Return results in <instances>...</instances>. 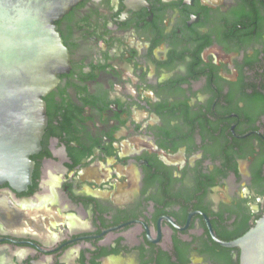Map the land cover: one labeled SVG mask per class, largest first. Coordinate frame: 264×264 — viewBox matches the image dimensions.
<instances>
[{
    "label": "flooded vegetation",
    "instance_id": "af4514ba",
    "mask_svg": "<svg viewBox=\"0 0 264 264\" xmlns=\"http://www.w3.org/2000/svg\"><path fill=\"white\" fill-rule=\"evenodd\" d=\"M0 264H239L264 214V0H82Z\"/></svg>",
    "mask_w": 264,
    "mask_h": 264
},
{
    "label": "water",
    "instance_id": "95a60500",
    "mask_svg": "<svg viewBox=\"0 0 264 264\" xmlns=\"http://www.w3.org/2000/svg\"><path fill=\"white\" fill-rule=\"evenodd\" d=\"M82 0H0V185L24 192L48 125L44 97L70 67L56 22ZM239 264H264V214L242 237Z\"/></svg>",
    "mask_w": 264,
    "mask_h": 264
}]
</instances>
